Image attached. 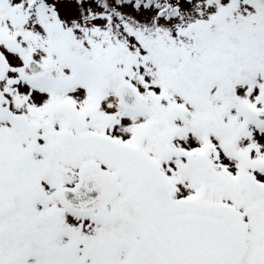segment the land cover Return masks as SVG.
I'll return each mask as SVG.
<instances>
[{
    "label": "snow or ice",
    "instance_id": "snow-or-ice-1",
    "mask_svg": "<svg viewBox=\"0 0 264 264\" xmlns=\"http://www.w3.org/2000/svg\"><path fill=\"white\" fill-rule=\"evenodd\" d=\"M0 264H264V0H0Z\"/></svg>",
    "mask_w": 264,
    "mask_h": 264
},
{
    "label": "flooded vegetation",
    "instance_id": "flooded-vegetation-1",
    "mask_svg": "<svg viewBox=\"0 0 264 264\" xmlns=\"http://www.w3.org/2000/svg\"><path fill=\"white\" fill-rule=\"evenodd\" d=\"M66 9H67V11L70 13V11L72 10V6H71V5H67V6H66Z\"/></svg>",
    "mask_w": 264,
    "mask_h": 264
},
{
    "label": "rangeland",
    "instance_id": "rangeland-1",
    "mask_svg": "<svg viewBox=\"0 0 264 264\" xmlns=\"http://www.w3.org/2000/svg\"><path fill=\"white\" fill-rule=\"evenodd\" d=\"M71 11H72V10H71ZM71 11H70V12H71Z\"/></svg>",
    "mask_w": 264,
    "mask_h": 264
}]
</instances>
